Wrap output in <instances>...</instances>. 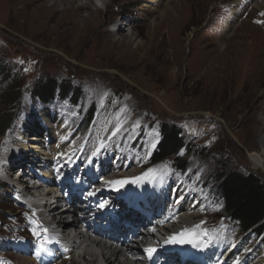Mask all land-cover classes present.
Returning a JSON list of instances; mask_svg holds the SVG:
<instances>
[{"label":"rangeland","instance_id":"obj_1","mask_svg":"<svg viewBox=\"0 0 264 264\" xmlns=\"http://www.w3.org/2000/svg\"><path fill=\"white\" fill-rule=\"evenodd\" d=\"M96 1L91 0L95 6ZM244 1L249 4H240ZM25 2L14 5L13 0H0V96L9 85L23 95L15 109L12 105L9 109L0 107V121L10 119L11 122L6 132L12 129L17 110L28 109L39 117L32 126L40 123L57 126L65 138L74 142L70 147L68 143L60 147L54 144L62 156H69L88 144L91 145L88 148H98L100 138L92 140L101 137L100 132L122 116L128 105L131 110L126 115L130 124L122 135L109 140L102 151L113 159L121 157L122 162H127L129 157L139 159L143 167L134 166L140 171L139 177L161 167L168 177L159 187L163 190L176 183H183L186 189L195 186L194 192L206 198L205 203L199 200V206H208L205 211L209 218H205L214 221L210 229L221 230L227 236L237 233L241 239L251 238L264 258L257 236L251 232L241 233L236 224L224 217L221 201L213 196L211 181L223 171H235L254 173L264 183V165L260 168L249 163L250 152L263 151L264 156V150L258 147L256 122L264 116V20L259 18V25L254 24L257 15L264 17L263 6L260 7L262 0H170L163 15L148 19L139 29L134 27L139 24L134 18L140 17L138 10H145L148 0H106V6L100 8L99 13L93 11L95 21L81 38L79 35L53 36L31 26L22 20L19 11ZM79 2L77 0L75 5H81ZM253 2L259 7L250 16L249 6ZM65 4L67 6L68 2ZM49 6L50 3L45 5ZM231 12L234 16L229 15ZM38 13L42 21V13ZM85 15L86 10L80 11L79 20H84ZM72 18L73 15L67 14L64 21L70 22ZM125 19L128 23L121 35H115L118 27L114 24L119 26ZM152 21L158 24L156 29L152 28ZM226 21L229 26L223 30ZM57 26L59 32L66 28L61 24ZM80 27L78 24L77 29ZM120 36L124 37V46L120 41V44L112 42ZM210 36L218 37V43ZM249 57L258 63L259 73L255 78L239 72L240 62ZM2 69L7 73L5 77L1 75ZM42 79L67 86L76 98L63 103L56 101L48 107L32 100L30 93ZM91 104L96 106V113L91 127L84 133L79 125ZM105 114L109 115L100 122ZM45 115L50 119L48 122L43 120ZM161 124L175 125L182 132L187 147L184 156L179 158L184 160L185 175H175L170 168L180 169L176 163L182 160L177 162L171 158L156 166L149 165L151 153L160 139ZM17 131L14 130L15 136ZM6 132L0 138V157ZM30 137L34 135L25 137L28 146H46L43 141L31 142ZM0 176H3L0 178V257L13 261L17 259L5 252V244L29 240L34 235L33 226L41 231L47 229V233L43 231L45 234L55 232L44 225L47 220L35 221L34 212L25 209L24 203L13 196L17 171L8 178L0 170ZM155 184L152 182L150 186L155 187ZM210 189L212 191H208ZM201 211L200 208L197 213ZM175 230H181V226ZM195 234L196 231H190L186 236ZM208 238L199 239L203 248L224 250L228 247L226 242H210ZM243 253L241 250L237 257L244 260L242 264H249ZM90 261L86 256L83 262L76 258L58 264H89Z\"/></svg>","mask_w":264,"mask_h":264},{"label":"bare ground","instance_id":"obj_2","mask_svg":"<svg viewBox=\"0 0 264 264\" xmlns=\"http://www.w3.org/2000/svg\"><path fill=\"white\" fill-rule=\"evenodd\" d=\"M25 1H27V3ZM42 1L43 0H13V4L22 5V3L25 2L26 4H23L24 6H21L19 10L21 12L22 20L27 21L28 24H30L31 26L34 25V27L36 26L40 30H43L47 34H52L53 36L75 37L79 35L78 38H81L82 34H84V32H86V30L89 28V26L92 25L95 21L93 18V11L99 13L100 10V8L95 6V4L91 2V0H79L81 2V5L79 6L75 5V2L77 0H47L50 3L49 8L45 7V5H49V3H45L44 5ZM66 2H68L67 6L65 4ZM148 2L149 5L146 6L145 10H138L141 13L140 17L134 18V21H139V24L134 26L138 29L139 27L145 25V22L148 19L152 20V18H154V16H156L157 14L163 15L165 9L167 10V8H169L170 0H148ZM241 4L248 5L249 3L244 1V3ZM61 5L63 7L59 8V6ZM25 7L27 8L25 9ZM257 7L259 6L256 3L249 6L250 16L253 15V10ZM260 7L262 10H264V0H262ZM225 8H228V6H225ZM84 10H86L87 16L85 15L86 18L84 20H79V12ZM181 10L182 9H180V13ZM38 11L42 13V16L44 18L42 21L39 20L40 15ZM145 12H147V14L144 16L143 13ZM67 14L73 15V18L70 19V22L64 21V16ZM229 15L234 16L232 12L229 13ZM259 18H262L264 20V17L257 15V17L255 18V25H259V23H257L261 21V19ZM126 23H128L127 19H125L124 21L122 20L119 23V26L114 24L115 27H118L117 29H115V31L117 30L115 35H121L119 33L123 31ZM171 23L172 22H170L169 24ZM57 24L64 25L66 28L59 32L57 30ZM78 24H81V27L77 29ZM151 24L152 28L155 29L158 26V24H155L154 21H152ZM227 26H229L228 21H226V25L223 30L226 29ZM120 38L121 36L117 40H113L112 42H117V44H120L118 42L120 41L121 45L124 46V37H122L121 39ZM209 38L213 39L218 43V37L210 36ZM235 67L238 68V64ZM257 67L258 63L252 60L251 57H249L248 60L246 59L240 62L239 68L241 69V71L239 72L242 76L255 78L259 73V71L256 70ZM130 110L131 107L126 105L124 114L117 118L112 124L110 123L106 127L103 134L102 132H100V134H102L101 137L96 136L92 140V142L97 141L99 138L100 140H102L104 137L106 138L114 128L116 129L118 127L120 128V131L117 132L114 137L117 135H122L126 131L127 126L130 124L126 115V112ZM108 115L109 114H105V116L101 117L100 122H104L105 118ZM14 116L16 117L14 120L13 127L10 131H8V133L6 132L7 134L2 140L1 144V153L4 157H9L10 162L6 161L3 156L0 157V170L4 172L6 177L11 178L13 176V173L19 170V168L17 167L18 162L23 164L28 162L29 157H38L37 163L39 171H37V173L41 172V176L44 179V182L48 188L47 194H41L39 193V191L32 189L31 187H29V185H27L23 178H16L13 181L15 185V191H13V196L17 200L24 203L25 209L32 210L34 212V220H47V222H44V225L51 229H57L59 231L58 234L63 235V237L69 241L71 246H73L75 251L78 253V259H81L82 262L83 259L88 256L91 259L89 264H146L145 261L142 262L139 258H132V256L134 255L141 254L137 243H134L131 240L132 238L138 237L137 234H124L125 229H123L120 225L116 226L115 230L112 232L104 231L99 227H94L92 225V221H90L89 219L77 218L71 213L63 214L62 212H59V207L57 205L58 203L64 202V200L59 197L57 192L64 187V184L58 180V176L55 173L50 171V167L62 166L63 159L60 157L59 154L53 152L51 145L53 146L54 144H56L60 147L66 146L68 143L67 146L70 147V145H72L74 142L69 141V138H65V134H63V132H59L57 126L53 128L41 123L38 126H32V123L37 122L39 120V117L35 114L29 113L28 109L17 110ZM42 117L43 120L46 122L50 120L46 115ZM256 122L257 125H259V128L257 130L258 147L264 150V116L258 118ZM15 129L18 130L16 136L14 134ZM31 134L34 135V137H30L31 142L33 141L41 143V141H43L42 144L46 145V147L34 148L36 147V145L28 146L26 144L25 137ZM112 136L113 134L109 137V139ZM40 138H42L43 140ZM90 146L91 145L88 144L87 148ZM102 150L94 159V164L100 165L101 169L98 171V175L103 178L105 183L126 179L127 183L124 185V188L128 190L130 189V193L132 195L140 191H144L145 193V190L154 189V201L159 200V204L163 208L166 204H169L168 208L164 209L167 212H171L172 214L177 216L175 224L169 226L165 234H170V236L177 238H181L183 234V238L185 240H191L192 242H185L181 244L170 242V244L173 246L171 247V252L168 253L167 256L172 257V255L175 254L177 250L187 251L190 249H195L200 245L199 239L209 236L208 240L210 242H226L228 244V247L223 251L228 252L230 250V253L224 260L220 261V256L223 255V253L225 252L220 250H213L211 247H205L206 249H202L203 264H237V262L238 264H242L244 260L241 261V259L237 257L240 255L241 250L244 251L243 254L245 256V260L249 264V261H251V264H264L263 253L257 248V246H253L251 238L244 237L241 239L237 235V233H232L231 235L227 236L223 235L221 230L212 231L210 229V226L214 223V221L206 220L205 218H209L207 216L209 215V213L205 211L208 206L207 204L201 207L199 206V200H201L202 203H205L206 198H202L200 193L194 192L195 186H191L190 189H186L184 188L183 183H176V185L172 189L167 190L165 192L163 188L159 187L162 186L163 182L168 177L164 172L161 171V167L156 168V171L150 174V178L145 175L139 177L140 171L134 169V166L136 164H139L140 167H143V165L140 164L139 159L134 160L130 159L129 157L127 159V162H122L121 157H116L113 159L110 156L106 155ZM101 153L104 154V156ZM249 163L253 167L263 166V151H255L253 153L250 152ZM21 172L23 174V177L25 178V166L23 168V171ZM0 178H3V176H0ZM152 182L156 183L155 187L150 186ZM158 183H160V185H158ZM169 183H171V181H169ZM35 204H37V206H34ZM200 208L202 209V211L200 213H197ZM72 209L73 211H80L77 209L76 206H73ZM68 217H70L72 220H67L69 219ZM81 225L86 226L88 228L89 232L87 234H84L81 231ZM179 226H181V230L176 231L175 228ZM93 229L94 231H91ZM68 231H71V233H67ZM190 231H196V234L191 237H184ZM55 234L57 235V233ZM70 234L72 235V237H69ZM100 236H103L104 238H109L111 241L116 243L119 248H112L106 245H102L99 240L95 238ZM49 238L53 237L50 236ZM201 242L204 243L205 241L201 240ZM177 245L179 246L175 248ZM69 255L72 261L76 260V256H74L72 253H70ZM14 261L17 264H33V260H31L30 258H22L19 261ZM153 264H156V262Z\"/></svg>","mask_w":264,"mask_h":264},{"label":"trees","instance_id":"obj_3","mask_svg":"<svg viewBox=\"0 0 264 264\" xmlns=\"http://www.w3.org/2000/svg\"><path fill=\"white\" fill-rule=\"evenodd\" d=\"M7 73L1 70L5 77ZM19 89L12 85L0 96V107L13 109L20 103L23 95ZM75 93H69L67 86L57 85L51 79H42L30 93L32 100L43 106H50L56 101L64 102L76 98ZM85 114L82 123L79 125L84 131L90 126L96 108L91 104ZM10 119L0 121V138L3 137L9 126ZM160 140L155 147L150 164L156 165L167 159L182 160L187 145L183 142L181 130L175 125H160ZM180 169L177 172H184L182 168L184 160L176 163ZM214 195L222 202V213L232 223H235L242 233H254L264 249V183L254 173H238L235 171H223L219 176L213 177Z\"/></svg>","mask_w":264,"mask_h":264},{"label":"snow or ice","instance_id":"obj_4","mask_svg":"<svg viewBox=\"0 0 264 264\" xmlns=\"http://www.w3.org/2000/svg\"><path fill=\"white\" fill-rule=\"evenodd\" d=\"M119 131H120V128L118 127V128L116 129V132L113 133V135H116V133L119 132ZM153 146H155V145H153ZM155 171H156V170H154V169H153V170H150V172H155ZM149 174H150V173H145V176H148ZM114 183H115L116 185L122 186L123 184L127 183V181H116V182H114ZM89 195H92V193H89ZM100 207H104V205L101 204ZM34 223H35V222H34ZM43 231H44L45 233H47V229H44ZM33 234H34V235H37V233H36L35 230L33 231ZM50 242H51L50 239H49L46 235H45L43 238H41L40 245H39L38 250H37V253H36L38 257L40 256L41 253L47 251V248L45 247V245H46L47 243H50ZM170 242H171V243H185V242L191 243L192 241H191V240H185V239L183 238V234H182V237H181V238L171 237V238H170ZM146 251L148 252L149 256L151 257V255H152V253L155 251V249H147ZM237 264H238V262H237Z\"/></svg>","mask_w":264,"mask_h":264}]
</instances>
